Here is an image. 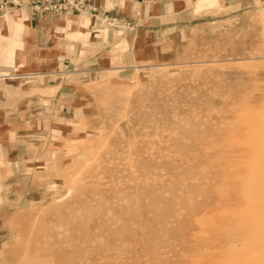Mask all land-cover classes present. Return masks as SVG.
I'll return each instance as SVG.
<instances>
[{"label": "rangeland", "instance_id": "rangeland-1", "mask_svg": "<svg viewBox=\"0 0 264 264\" xmlns=\"http://www.w3.org/2000/svg\"><path fill=\"white\" fill-rule=\"evenodd\" d=\"M150 71L79 91L77 139L41 175L52 190L8 215L0 199V264H264V2Z\"/></svg>", "mask_w": 264, "mask_h": 264}, {"label": "crops", "instance_id": "crops-1", "mask_svg": "<svg viewBox=\"0 0 264 264\" xmlns=\"http://www.w3.org/2000/svg\"><path fill=\"white\" fill-rule=\"evenodd\" d=\"M7 1L0 0V8L7 5L0 20L8 18L0 24V165L7 177L0 199L7 215L15 205L31 209L52 190L46 187L54 178L41 175L46 160L77 139L85 115L81 89L104 74L134 79L177 67L198 29L264 2L200 7L201 0H94L87 12L56 16ZM86 18L91 24L83 26ZM7 220L0 213V258Z\"/></svg>", "mask_w": 264, "mask_h": 264}, {"label": "built area", "instance_id": "built-area-1", "mask_svg": "<svg viewBox=\"0 0 264 264\" xmlns=\"http://www.w3.org/2000/svg\"><path fill=\"white\" fill-rule=\"evenodd\" d=\"M16 7L26 4L33 14L48 13L56 16L75 14L79 15L92 8L94 0H10ZM7 3L8 1L5 0ZM7 5L0 8V14L6 12ZM107 20V19H106ZM110 25H117L113 19L109 20Z\"/></svg>", "mask_w": 264, "mask_h": 264}]
</instances>
